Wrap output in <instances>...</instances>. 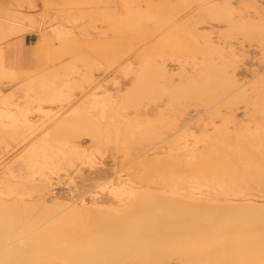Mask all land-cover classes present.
Wrapping results in <instances>:
<instances>
[{
	"label": "rangeland",
	"instance_id": "374dc122",
	"mask_svg": "<svg viewBox=\"0 0 264 264\" xmlns=\"http://www.w3.org/2000/svg\"><path fill=\"white\" fill-rule=\"evenodd\" d=\"M190 1L192 2V0ZM194 1L196 2L197 0ZM213 1H216L217 4L223 5L226 0H213ZM106 2L108 1L107 0H55V2L52 3L53 5L51 3H47L48 5L45 3L44 5V0H22L18 5L15 6V8H12L11 11L13 13H20L19 15H21L22 17H26V15H35L37 18H39L38 16L45 14L46 21H44V24L40 27H37V29L34 30L35 33L41 34L39 45L37 44L38 46L45 47L46 45H48L50 46V49L51 47H53V44L59 46L56 41H53V37L57 33L56 27L60 25H63L65 27L69 26L72 32H75L76 37L74 39L73 38L69 39V41L66 43L67 46H65L63 49H59L56 46L53 47L51 49V54L55 52L56 59L54 61H48V65L46 67L45 66L41 67L43 71L46 70L52 73H57L58 75L57 77L59 78L60 81H53V82L55 83L62 82L63 85L69 86L68 88L65 89V92L68 93V91H70V93H68L71 95L70 102L66 101L65 99L63 101H58L53 105L44 104L42 106L43 110L40 112L38 111L39 109L38 104L33 102L31 99H26L23 90L18 89L20 88L19 83H15L16 84L15 85L12 84V82L5 81L1 83L0 81L1 90L3 89V92L7 96L13 94L14 95L13 102L18 107L17 108L16 106L15 107L9 106L8 108L15 113V115L19 118V120L23 119L22 117L23 115L21 111L28 110L29 111L28 117L30 119H33L36 123L35 126L33 127L35 131L33 130L30 131L33 132L32 134L30 132H26L23 133L24 136L23 137L21 131L20 133L21 138L19 135L17 136V138L16 137L13 139L11 138L13 143L10 141L11 139L9 137H7L6 139H3V137H1L4 144L0 143V182L3 180L6 181L8 180L9 182L10 180V182L12 181L13 184H16L18 178L20 179L21 176H22L21 179H23L21 181L26 182L27 180L25 177L31 175V173L32 175H35V177L37 178L38 177L41 178V176H44L47 173L46 174L47 177L49 176L52 179L51 183L53 186L50 185V187H47L42 197L45 198V200H47L48 204L50 205L53 199L55 198V196L60 197L62 201L70 202L72 196L76 194V193L70 194V186H68V183L70 182L69 177L74 176V178L76 179L77 186L81 187L79 193L81 194L82 192V195L85 196L86 198L88 197V195H86L87 192L93 190V187H91L92 185L90 184H92L95 181V178H97L99 175H101V177L114 176L113 180L115 181L118 180L119 176H121V178L123 177L122 178L123 180H129V178L131 179L132 176L138 171L136 169L140 168L141 162H145L155 157H159V155L168 153L170 151H173V153L177 152L178 156H183L184 153L180 152V150L178 152L177 149L182 148L185 144L194 146L193 149H195L198 153H200L201 150L204 151L202 153H205L206 147H208L210 144L216 145L217 142H219L218 141L219 139L217 140L215 138L216 136L214 133L217 128L220 129V131L218 130V132L221 133V131H223L222 134L225 135L224 139L225 141H227V143H229L230 145H234V148H236L235 144H237L236 146L240 147L237 149H240V152L246 150L245 153L248 152L249 154L248 157H251L249 151L250 150L252 151V148H250L251 146L250 142L251 144L254 145V147H256L255 145H257V147H259L260 150L263 149L261 147H264L263 146L264 143H262L264 141V136H263L264 135V93L262 94V92H264V41L251 39L250 37L240 34L237 30V27L234 26L235 24L232 23L233 20L232 17L242 18V20L251 18L254 21V24L264 25V0H231L234 9L233 13L235 14H232L234 16L231 15V17L229 16V18H225V19L223 18L225 21L222 19L215 21L209 17H206L204 16V14H202V12L199 13L200 12L199 10L194 11L196 8H194V10H190L191 8L185 9V3H184L185 0H164V4H166V6L168 7L166 8L167 11L166 9L165 11L164 10L163 11L165 13L169 12L167 15L163 13L162 10H154L150 12V15H148V13H145L141 18L134 19V21L132 20L133 22H130L122 18L117 19L116 17H114V15H112L111 13V8H113L112 4ZM6 3H8V0L0 1V4H6ZM31 3H33L32 5L35 6V7L33 6L34 8L31 7ZM97 4L99 5L98 7ZM107 7L109 8L108 11H107L108 9ZM136 12H141V3L137 4ZM120 14L125 15L126 13L122 11ZM170 14L174 16L171 17L169 16ZM72 18L73 19L75 18L77 20L76 24L72 23L73 22ZM168 20L169 22H167ZM68 21H70V23ZM161 25L164 26V28ZM178 35L180 38L177 37ZM208 37L212 38L221 47L226 49L225 50L223 49L220 54L218 53L213 54V52L210 53V50L206 49V41L208 40ZM171 38L173 39L175 38L176 40L180 39L181 40L180 43L182 44L183 47H186V49H183L182 52H175L171 50L170 47L173 43L170 45L169 43L166 42L169 41ZM4 42H1L0 45L5 46L6 42L5 43ZM10 46L6 47L5 51ZM77 46L78 48H75ZM193 46L199 49L196 54L192 52L189 53V51L187 50ZM65 48L67 50H65ZM229 48L235 49L236 55L235 54L230 55L231 53L228 52ZM73 49L79 51L74 50L73 52L74 55H73L72 54ZM205 53L208 54L206 55ZM5 56H6L5 60L7 62L6 59L7 52H5ZM116 56L117 58H115ZM145 58L147 60L150 59V61L153 62L152 64L155 65L156 67L164 65L166 67L169 76L168 79L166 78L165 80H162V78H160L158 75L156 77L154 74L151 82V84L153 85L150 87V89H148V91H145L144 95L143 94H141L142 96L135 95L134 98L135 97L137 98L141 97V98H138L134 101L132 100L133 99L132 95L135 93L133 91L135 76L133 74H130L127 70H125L126 68L124 67L123 64L124 62L128 61L127 59H131V62L134 64L135 69H138L140 68L138 64L144 63ZM86 61H87L86 63L87 65L84 64ZM206 62H208V64L212 66L214 69H217V72L221 71L223 74L226 72V75L224 74V76H227L225 77V79L228 77H230V79L231 78L236 79L237 83L240 82L238 84L241 85L247 83L246 85L247 87L245 86L246 88H244V90L242 89L243 91L241 90L237 93L232 94L231 92H233L236 89L234 87L235 89L232 88V90L228 91L229 93H225L224 95V97H226L225 103L224 104L221 103L220 104L221 108L219 107L218 109L216 107L213 108L217 101L216 98L221 96L220 94L221 91L216 86L209 91L210 94H206V95L198 94L197 92L194 91L189 92L187 94L176 93L173 91V90H177L176 87H179L178 86L179 84L185 83L186 79L188 80L190 76L192 77V74L193 76H197L199 74L195 72H201L200 69L204 71L207 68ZM152 67L154 66H151V68ZM195 67L197 68L195 69ZM151 68L147 66V69H151ZM150 71L153 72V70ZM221 72L220 74H222ZM227 74H229L230 76H228ZM258 74L260 75L257 76ZM221 76H222L221 78L224 80V76L223 75ZM26 78H27L26 76H23V79ZM90 80H92L93 82L92 84L89 83L90 84L89 86L88 81ZM97 86L101 87L100 90L97 91L99 94L98 97L100 96L103 97L105 95H108L110 100L114 104L111 110L105 109L104 113H102L98 109L97 110L93 109V107L91 106L92 105V102L90 101L91 96L89 97V95H91V93H94L96 91ZM170 86L172 87L169 88ZM164 87L165 90L163 89ZM153 88H154V92L151 93V91L149 90L153 91ZM171 89L174 92V94H171L173 93ZM165 91H167V93H165ZM244 92L246 94H244ZM251 92L253 93V96H251L252 94ZM163 93L165 95H163ZM229 94L230 96H228ZM208 96L210 99L208 98ZM213 97H215V99H213ZM234 97L237 98L235 99ZM101 99L103 100L104 97ZM129 99L132 100L131 101L132 103L129 102ZM257 100L260 101V103L256 105L257 106L260 105L262 107L260 108V110L262 109L261 111H263L262 113L260 112V110H258L259 108L255 109L256 111H253L252 105H254L253 103H255V101ZM3 110H5V108L0 105V115ZM75 110L81 112L82 115L84 114H88L89 116L92 115L91 118L98 120L102 128H106L107 124L112 122V119H115L119 124H123L124 119H132L142 122H144V120L146 122L150 121V123L156 126L157 130H159L158 132L161 131L163 136L162 135L160 137L158 136L159 138L157 140L152 139L150 141L145 140L144 138H140V140H137L135 142L132 140L133 141L132 144L129 143V141L128 143H126L127 141L124 140L126 138H124L123 135H120L117 140L115 139L113 140V143L105 145L106 142H103L102 144L103 146H101V144L99 145L97 141L95 142L92 139H90V137H85L84 135H81L83 137L78 136L79 138L73 139V137L70 138L69 136H67L66 133L57 132L55 129L56 125L53 122L54 118L57 115L59 116L63 114L64 117L69 118L73 116L72 114L74 112H75L74 115L76 116V113H78V111L76 112ZM217 110L218 111L221 110V113L220 112L216 113ZM257 110L259 112H257ZM69 114L72 116H70ZM225 126L227 131L230 130V133L229 131L228 133L231 134L232 137H230V135L227 136L228 133H226L224 129ZM258 126L259 129H261L258 130V132L260 131L261 133H258L256 130ZM181 127L182 130L177 132V130L180 129ZM187 130L189 131L186 133L185 131ZM218 132L216 131V135L218 134ZM239 132L240 133L244 132V135L246 136L243 137L242 136L243 134L241 133L242 135H240ZM55 133H57L58 136L53 135ZM236 133L239 134L236 135ZM245 133H249V136L250 137L252 136L253 138L251 137L250 139L248 134ZM254 133L256 134L258 133V135H260L258 137L259 140L257 139V135L255 136ZM213 134L214 136H212ZM178 136H180V140L179 142H176V144H174L173 142L177 139ZM205 136L207 138L209 137L208 142L206 141L207 138ZM236 136H238L239 138ZM261 136L263 137V141L261 140L262 139ZM18 137L20 139H18ZM245 137L246 139L247 138L248 139L245 140ZM64 139H66L70 143L71 147H75V146L79 147L78 148L79 152L81 154L83 152L82 155L89 156L90 159L92 158L91 159L92 161H90L91 164L87 163L86 161L87 158L85 156H83V158L80 157L82 160L78 159L79 157L78 158L73 157L74 159L73 158L70 159V162L69 160L67 159L64 160L63 158H62L63 162H61V158H60V161L58 160V163L59 164L61 163L62 166L59 165V167L63 169L62 170L59 169V171L53 173V171L50 172L48 171V169L47 170L45 169V171L42 172L43 170H40L41 169L40 167L38 168L31 167L32 163L30 164V161L21 158L23 155H25L22 154L24 152L23 149L25 147H26L25 150H27L32 145L40 143L42 141L51 144L52 142L55 143L63 142L65 141ZM213 139H215L216 141H214ZM236 139H238L239 141ZM4 140L5 141L7 140L8 142L10 141L9 142L10 144L8 142H5ZM257 140L258 143H256ZM67 141L64 143H67ZM243 142L244 143L249 142V144H244ZM74 143L77 145H75ZM259 144H261V147L258 146ZM245 145L247 146L249 145V147L246 148ZM122 146L123 149H121ZM254 147L253 150L255 149ZM98 148L100 150L99 152H98ZM155 148H157L156 150H154L156 152L153 151V149ZM259 148H256L255 151L251 152L252 153L251 159H253V161L255 159V161L252 163L260 165L261 167L264 168V162H263L264 151L258 150ZM260 152L262 153V155ZM241 154L239 156V150H238L237 151L238 159H236L238 163L236 161L235 163L236 165H240L239 167H241V165L244 164L246 158H248V157H243L244 154L241 156ZM164 156H166V154ZM84 157L86 159H84ZM161 157H163V155ZM232 160L234 159L232 158ZM229 162H227L228 164L226 162L224 163L225 165L223 164L222 168L224 166L225 167L221 170L223 171L222 173L220 172L221 174H219L218 176H211V178L210 176L209 177L207 176L208 175L207 173L204 174L203 172L191 173L192 175H190V173L189 174L187 173V175L183 173L184 176L182 174H179L180 175L179 177L177 176V178L173 177L170 179L164 177L160 180H157L156 183H150L148 181L151 178L150 176L152 174L151 175L148 174L147 175L148 178L146 177L143 182H140L139 179L138 180L136 179L135 180L136 183L133 184V187L135 188V190L139 189L140 194L146 192L148 194L149 193L160 194L163 200L165 198L164 201L166 202L162 200L165 204L170 205L172 203L173 205L172 209L174 208V206L175 208L176 207L179 208L180 205H182L183 209L184 207L186 209L187 206H185L184 203H187V201L185 199L188 200L189 198V200H191L194 197L192 195L191 197H188L190 196V194L199 197L202 191L204 196L209 195L208 197L211 198L218 197L219 199H221L222 202L219 203L218 210L222 213H225L226 215L228 214L227 216L229 217L230 213L234 212V210L231 209V207H228L227 209V206L224 203V199L226 197H224L223 195L219 196V194H217L215 191L212 192L213 190H210L206 187L197 186V184H200L202 182L204 184L207 182L204 181L205 178L204 179L202 178L203 180L201 182L200 180L201 177L198 174L201 175L202 173L206 175V176L202 175V177L211 179L208 180L209 184L212 185L211 187H213L214 185L212 179L213 180L217 179L218 181H220V183H223L224 181L226 182L225 187L229 186L231 190L233 189L232 190L233 192L239 191L238 194L239 198L246 197L247 195H249L248 197L253 196L252 198L259 200L258 201L259 203L264 204V199L261 198V196H264V186L257 187L252 182H250V180L248 179L246 180L245 177H243L245 178L244 179L245 181L243 180L245 183H243L242 181L243 178L240 176L241 173L234 174L235 172H233L232 170L230 171L229 168L230 166L233 165L231 162L230 163ZM67 163L68 164L72 163L74 164V166L72 164L68 165ZM66 164L67 167L69 168L66 167ZM226 164L228 166H226ZM31 169L34 170V173L35 171L37 172L34 174ZM37 169H39L40 171ZM10 171L13 172V175L15 176L14 178L10 176ZM9 176L12 179H10ZM196 177H199L200 179L197 178V180H195ZM228 177L232 179H229ZM173 179L174 180L176 179L177 181L176 180L174 181ZM180 179H182L183 181ZM228 180H230V182H228ZM195 185L197 186V188ZM235 185H237L236 186L237 188L233 187ZM84 186H89V187L82 188ZM194 186L197 190L198 188H201V191L200 190L195 191L193 189ZM0 187H1V183H0ZM103 187L104 185L100 186L97 189V191L99 192V196L102 197V200L108 202V206H110L111 208L112 207L114 208V206H116L115 208H120L122 204L120 205L116 201H114V199L108 194L109 189H106L104 191L101 190ZM143 189H145V191ZM176 190L178 191L182 190L183 195H180L181 191L179 195H176V193H172L174 191L176 192ZM241 190H243V193ZM244 193L247 195L243 196ZM34 194H33L34 199L39 200L40 192H36ZM182 196H184V202H180L181 200L177 199V197L180 198ZM185 196H187L188 198L187 197L185 198ZM25 197L26 196H24L23 198L25 200H28L29 197L26 198ZM230 197L232 196H229V198ZM171 198L173 200L175 199L176 203L173 202ZM7 199L8 201H12V198H7ZM179 203L181 204L179 205ZM150 206H152V204H150ZM160 206L164 207L165 205L162 204ZM178 208H176L175 211ZM146 209L147 208H145L144 210L146 211V213L141 212L143 209L140 210V212L146 215L148 213L147 212L148 209L147 210ZM149 209H150L149 211L153 210L152 207H149ZM170 209L168 208V210ZM179 210L180 209H178L177 212H180ZM225 211L228 213H226ZM134 213L136 212L132 211V215L137 216V213L136 214ZM93 214H97V213L95 212ZM139 216H144V215H139ZM92 217L93 216L89 217L91 221H88L89 220L88 219L87 222H85L86 219L84 220V218H83L84 221L80 219L81 221H83V223L80 222V220H78L79 222L77 221L78 225L79 223H81L80 226L76 228V231L79 232L77 234L79 235L77 236V240H75L76 238L71 239V240H75L74 244L76 245H74L70 241L72 246H75L77 248V249L74 248L75 250H78V248L81 249L84 246L85 248L81 249V251L83 250L85 252L83 254H91L92 252L90 250H92L93 247L92 244L93 245L94 243L96 244L99 240H101L102 236L105 237L106 236L105 233L108 232L107 229L103 227H99L102 225L104 226V223L105 225L107 224V220L103 219L105 217L103 216H102L103 218L99 216H97L98 218L95 216L93 218ZM135 218L136 217H133V219ZM133 219H132V223L134 222ZM154 219L157 222H159L160 220L163 223L164 221L163 219L161 220V218L159 220H156V218ZM139 220L142 221L141 217ZM153 220L152 221L149 220V221L154 225V223L156 222L154 221L153 223ZM136 221L138 222V219ZM144 221H145V217H144ZM166 221L167 220L164 221V224L166 223ZM171 221L174 222L175 220H171ZM180 221L182 220H176L175 222L180 223ZM240 222L242 223L243 219L242 221L240 220ZM120 223H122V221ZM167 223L165 224L166 226L161 224L162 226H165L163 227L164 229H160V228L157 229L158 231L161 232V234L158 232L157 235L151 238L153 243L150 244L153 245V250L144 253H135L132 254L130 257L126 256L124 254L125 252L122 254L123 251H117L115 253L113 252L114 254L110 253L111 255L109 254V252H105L104 253L105 255L102 253V254H98L99 256L98 255L96 256L97 262L95 264H179L180 263L179 261H181L182 263L186 261V263L184 262V264H212V263L216 264L217 261L219 262V263L217 262V264H254L253 254H252L253 241L251 240L252 235L248 230L249 228L248 225H241L244 226L242 228L241 226L233 227L235 230L233 229L231 235H229L230 232H227V234H225L226 237L224 236L223 240L226 239L223 242L225 244L223 245L224 248L221 247L222 249H220L219 253H213L208 248V246H207L208 249L206 251H199L190 245L189 241L194 240L196 235L193 234V230H191L189 227L186 228L187 226L185 227L183 224L179 225V227L178 224L174 226L172 225L173 226L172 227L171 225L170 226L167 225ZM111 224L112 223H110L109 226L112 228L113 224L112 226ZM114 224H117V222H115ZM99 228L100 229L103 228V229L100 230L99 232ZM115 228H113V231L112 229L110 230L112 231L111 232L112 234L110 233L109 235L114 234L113 232L116 230ZM155 228L156 227L154 226V229ZM243 229L246 230L244 231ZM169 230L172 231L171 232L172 234L169 233L170 232ZM239 230L240 232L242 231V233L239 234L238 232ZM121 231L117 233H121ZM117 233L115 235H117ZM88 234H90L89 236L91 237L87 236ZM97 234L101 236H98ZM244 234L245 236L248 235V237H246L247 239H245ZM97 236L99 238H97ZM169 236L170 238L172 237L171 239L174 238L173 239L174 241H170ZM96 240L97 242H95ZM166 242L174 243L171 244L173 249L172 252L168 253L165 250L167 245ZM89 243H91L90 247L88 245ZM68 247L70 248L71 245L70 246L68 245ZM69 248H67L68 251ZM87 248H89L90 250L87 251L88 250ZM71 249H73V247H71ZM79 250L76 251L77 254ZM80 252L79 254H82ZM65 253L69 255L70 252L68 253L66 251V252H62L61 254H64V256H66L67 254L65 255ZM116 254L118 255L116 256ZM53 258L55 259V257ZM143 258L146 261H142ZM26 259L25 258L19 259L17 264H29L30 258L28 259L26 257ZM40 259L41 258H38L37 260L33 261V264H60L57 261H53L54 259L50 260L49 257L47 256H44L41 260Z\"/></svg>",
	"mask_w": 264,
	"mask_h": 264
},
{
	"label": "bare ground",
	"instance_id": "6f19581e",
	"mask_svg": "<svg viewBox=\"0 0 264 264\" xmlns=\"http://www.w3.org/2000/svg\"><path fill=\"white\" fill-rule=\"evenodd\" d=\"M21 1L22 0H8V3L0 4V44H1V42H4V41L6 42V43L4 42L6 44L5 46L0 45V81H1V83L5 82V81L6 82H12V84L19 83L20 88H18V89L23 90V92L25 93L26 99H31L33 102L38 104V106H39L38 111L41 112L43 110L42 106L44 104H52L53 105L56 102L63 101L65 99H66V101L70 102L71 101V98H70L71 95L68 94V93H70V91H68V93L65 92V89L69 87L68 85H63L62 82H58V83L53 82V81H60L59 78L57 77L58 76L57 73H52V72H49L46 70L43 71V69H41V68H39V69L37 68L36 70H24V69H16L14 67L8 66V64L5 60V57H6L5 56V52H6L5 48L10 46V45H14V40H17L20 37L25 36L26 34L32 33L34 30L37 29V27L42 26L44 24V21H46L45 14L40 15V16H38L39 18H37L35 15H26V17H22L21 15H19L20 13H13L11 11L12 8H15V6L18 5ZM107 1L108 2H106V3L112 4L113 8H111V13H112V15H114V17H116L117 19L122 18V19H125L126 21H130V22H133L134 19L141 18L145 13H148V15H150V12H152L154 10H162V11L164 10L165 11V9L168 7V6H166V4H164V0H107ZM193 1L194 0H192V2L190 0H185V2H184L185 3V9L191 8L190 10H194V8H196L194 11L199 10L200 11L199 13L202 12V14H204V16L209 17L215 21L216 20L218 21L219 19L224 20L225 18H229V16L231 17L232 14H235V13H233L234 9H233L231 0H226L223 5L217 4L216 1H213V0L212 1L211 0L210 1L209 0H197L196 2L195 1L193 2ZM54 2H55V0H44V5H45V3L46 4L47 3L52 4ZM138 3H141V12H136V6ZM32 4L33 3H31V7L34 6ZM98 6L99 5L97 4V7ZM220 6H222V7H220ZM48 8H50V7H48ZM108 10H109V8L107 9V11ZM122 11H124L126 14L121 15L120 13ZM164 11H163V13H165ZM166 11H167V9H166ZM168 13L169 12H167L165 14L167 15ZM47 15H46V17H47ZM71 16H74V15H71ZM169 16L173 17L174 15L172 16L170 14ZM176 16H178V15H176ZM232 16H234V15H232ZM75 18L74 19L72 18L73 24L77 23L78 19L76 18L77 19L76 20ZM232 18H233L232 23L235 24L234 26L237 27V30L240 34L247 36V37H250L251 39H255V40L257 39V40L264 41V25L254 24V21L251 18L243 19V20H242V18H235V17H232ZM68 22L70 23V21H68ZM167 22H169V20ZM230 22H231V20H230ZM170 24H172V23H170ZM162 27L164 28V26H162ZM56 30H57V33L53 37V41H56L59 46H56L53 44V47L56 46L59 49H63L65 46H67L66 43L69 41V39H72V38L74 39L76 37L75 32H72V30L69 26L65 27L63 25H60V26L56 27ZM177 37H179V35ZM191 39H193V38H191ZM51 41H52V39H51ZM180 41H181L180 39L176 40L175 38L174 39L171 38L169 41H166V42L169 43L170 45L173 43L170 47L171 50H173L175 52H182L183 49H186V47H183L182 44L180 43ZM73 43H75V42H73ZM76 43H77V41H76ZM69 45H71V44H69ZM75 46H76V44H75ZM53 47H51V49ZM75 48H78V46ZM51 49H50V46L47 45V52L49 53V61H54L56 59L55 58L56 56H55V52H53V51H52L53 53L51 54ZM206 49L210 50V53L213 52V54L214 53L220 54L221 51L223 49L225 50L226 48L221 47L216 41H214L212 38L208 37V40L206 41ZM65 50H67V49L65 48ZM74 50L79 51V50L73 49L72 54H73ZM187 50L189 51V53L192 52V53L196 54L199 49L197 47L193 46ZM200 50H201V48H200ZM203 51H201V52H203ZM228 52L231 53L230 55H234L235 49L229 48ZM115 58H117V56ZM127 60L128 61L124 62V64H123L124 67L126 68L125 70H127L130 74H133L135 76V81H134L135 83H134V88H133V91L135 93L132 95L133 96L132 100H134V101L138 98H141V97H138V98L135 97L134 98L135 95H137V96H142L141 94L144 95L145 91H148V89H150V87L153 85V84H151V82H152V77L154 74L156 77L158 75L160 78H162V80H165L166 78L168 79L169 75H168V72H167L166 67L164 65L156 67L155 65L152 64L153 62H151L150 59L147 60L145 58L144 63L138 64L140 68L135 69L134 64L131 62V59H127ZM205 60H206V57H205ZM86 63H87V61L84 64L87 65ZM206 63H207L206 64L207 68L204 71H202L200 69L201 72H195V73H197V74L199 73V74L197 76H193V74H192V77L190 76L191 78L189 77L188 80L187 79L185 80L186 82L184 81L185 83L179 84L178 85L179 87H176L177 90H173V91L176 93H184V94H187L189 92L194 91V92H197L198 94L206 95V94H210L209 91L213 87L216 86L218 89H220L221 96L216 98L217 101H216L213 108L216 107L218 109L219 107L221 108V106H220L221 103H223V104L225 103V99H226V97H224L225 93H229L228 91L232 90V88L233 89L236 88L233 92L230 91L232 94L237 93V92L241 91L242 89L244 90V88L247 87L246 86L247 83L241 85V84H238L240 82L237 83L236 79H232V78L230 79V77H228L229 79L228 78L225 79V77H227V76H224V74L226 75V72L224 74L221 71L217 72V69H214L212 66H210L208 64V62H206ZM147 66H149V68H151V66H154V67H152L151 69H147ZM196 68L197 67H195V69ZM195 69H194V71H195ZM150 70H153V72H151ZM220 72L222 74H220ZM219 74H220V76H219ZM221 75L224 76V80L221 78L222 77ZM227 75L230 76L229 74H227ZM259 75L260 74H258L257 76H259ZM23 76H26L27 78L23 79ZM198 77H199V79H198ZM89 78H90V76H89ZM92 82H93L92 80L88 81V85L90 86V84H92ZM171 85H172V83H171ZM173 86H175V85H173ZM171 87L172 86H170L169 88H171ZM254 87H256V86H254ZM74 88H76V87H74ZM100 88H101L100 86L99 87L97 86L96 91L94 93L90 92L91 95H89V97L91 96L90 101L92 102L91 106L93 107V109H96V110L98 109L102 113H104L105 109L111 110V108L114 106V104L110 100L108 95L103 94V95H105V96H103L104 97L103 100L101 99L103 97H101V96H100L101 98L98 97L99 94L97 91H99ZM163 89L165 90V87ZM172 89H171V91H172ZM149 91H151V93H153L154 88H153V91L152 90H149ZM170 92H169V94H170ZM174 92L171 94H174ZM165 93H167V91H165ZM263 93L264 92H262V94ZM244 94H246V93L244 92ZM260 94H261V92H260ZM163 95H165V94L163 93ZM13 96H14L13 94H10L9 96L5 95V93L3 92V89L1 90V88H0V105L5 108V110H3L1 112V115H0V138L3 137V139H6L7 137H9L10 139L11 138L13 139L15 137L17 138L18 135L20 136L21 131H22V136H23V133L30 132L32 130L35 131L33 129V127L35 126L36 123L33 119H30L28 117V113H29L28 110H26V111L22 110L21 111V113L23 115L22 116L23 119L19 120V118L15 115V113L8 108L9 106L10 107H15V106L17 107V105L13 102ZM228 96H230V94ZM237 96H239V95H237ZM251 96H253V93L251 94ZM256 96H258V95H256ZM208 98H209V96H208ZM203 99H205V98H203ZM213 99H215V97H213ZM259 99H260V97H259ZM132 100L129 99V102L132 103L131 102ZM229 100H231V99H229ZM218 101H219V103H218ZM257 101H255V103H253L254 105H252L253 111H256L255 109L259 108L258 110H260V108H262L260 105H258V106L256 105V104L260 103V101H258V103H257ZM126 103H127V101H126ZM258 110H257V112H259ZM261 110H260V112L262 113L263 111H261ZM217 112L221 113V110L220 111L217 110L216 113ZM74 113L72 114L73 116H75ZM87 113H89V112H87ZM112 113H113V111H112ZM63 115H59V116L57 115L53 120L54 124L56 125L55 129L57 132L66 133L67 136H69L70 138L73 137V139L79 138L78 136L84 135L85 137H90V139H92L95 142L97 141V143L99 145L101 144V146H103L102 145L103 142H106L105 145L113 143V140L114 139L117 140L120 135H123L124 138H126V139H124L127 141V142L125 141L126 143H128V141H129V143H132V144H133V141L135 142L137 140H140V138H144L145 140L150 141L152 139L157 140L161 135L163 136L161 131L158 132L159 130H157L156 126L152 125L150 123V121L146 122L144 119H143L144 122L136 121V120H132V119H124L123 124H119L115 119H112V122L108 123L106 128H102L100 126V123L98 120L91 118L92 115L91 116H89L88 114L82 115V113L79 111H78V113H76L75 117H73L72 115L69 114L70 116L73 117V118L69 117L70 119L67 117H64ZM123 118H125V117H123ZM172 127H174V126H172ZM224 129H225L226 133H228V131L230 133V130H228V131L226 130V126ZM171 130H173V129H171ZM180 130H182V127L180 129H178L177 132H179ZM218 130L220 131L219 128H217L215 130V132L213 131L215 133V136H216L215 138L217 140L219 139L218 140L219 142H217V144H216L217 146L210 144L208 147H206L205 153H202V152H204L202 150H201V152L199 151L200 153H198L195 149H193L194 146H190L189 144H185L182 148L177 149L178 152L180 150V152L184 153L183 156H178L177 152L173 153V151L169 150L170 151V152H168L169 154L165 153L166 156H164L165 154H162L163 157H161L162 155H159V157H155V158L147 160L145 162H141L140 168L136 169L138 171L134 174L136 176L133 175L131 179L129 178V180H123L122 179L123 177L121 178V176H119L118 180L115 181V180H113L114 176L101 177V175H99L97 178H95V181L92 184H90V185H92L91 187H93V190H90L87 192L86 195H88V197H86V198H85V196L82 195V192H81V194L79 193L81 187L77 186L76 179L74 178V176L69 177L70 182L68 183V186H70V194H74V193L78 194L79 193L78 195L74 194V196H72L70 202L69 201H62V199L60 197L55 196V198L53 199V201L49 205L48 201L42 197L44 192H45V189L47 187H50V185H52V183H51L52 179L49 176L47 177V175H46L47 173L44 176H41V178L38 177L39 179L37 177H35V175H32V173H31L32 176L28 175L29 178H28V176L25 177L27 180L26 182L21 181V180H23V179H21L22 178V176H21L20 179L18 178V181L16 184H13V182L12 181L10 182V180H9V182H8V180L7 181L6 180L1 181L0 182L1 183V187H0V264H17L19 259H21V258L26 259V257L28 259L30 258L29 264H33V261L37 260L38 258L42 259L44 256L49 257V259L55 257V259L53 258L54 260L53 259H50V260L57 261L60 264H95L97 262L96 256L98 254H102V253L104 254L105 252H109V254H110L113 252L115 253L117 251H123L122 254L125 252L124 254L126 256L130 257L132 254H135V253H144V252H148L150 250H153V245L150 244V243H153L151 238L154 237L155 235H157L158 232L161 234V232L158 231L157 229H159V228L164 229L163 227L166 226L165 224L167 222H168L167 225H169V226L170 225L174 226V225L178 224V227H179V225L183 224L185 227L187 226L186 228L189 227L191 230H193V234L196 235L194 240L189 241L190 245L199 251H206L209 248L213 253H219L220 249H222L221 247H223V245H225L223 243L226 240V239L223 240L225 234H227V232H230L229 235H231V233L234 229L233 227H238L241 225H248V227H249L248 230H249L250 234L252 235L251 240L253 241L252 254H253L254 264H264V204L259 203L258 202L259 200L252 198L253 196L248 197L249 195H247L245 193L243 194V196L247 195L246 197L239 198V195H238L239 191L233 192L232 191L233 189L231 190L229 186L225 187L226 182H224V181H223V183H220V181H218L217 179H215L216 181L212 179V182L214 184L213 187H211L212 185H210L208 182V180L211 178V176H218L219 174H221L223 172L221 170L225 167L224 166L222 168L223 164L225 162L227 163L230 161L233 166H230L231 165L230 164L229 169H230V171L232 170L233 172H235L234 174L241 173L240 176L242 178L245 177L246 180L247 179L250 180V182H252L255 186H257V187L264 186V168L261 167L260 165L252 163L255 161V159H254V161H253V159H251V157H252L251 152L255 151V149L259 148V147H257V145H255L256 147H254V145L251 144V142L249 141L250 145L251 146L253 145V146L252 147L250 146V148H252V151L251 150L249 151L251 157H248L249 154H248V152H246L248 155L245 153L246 150L243 151L244 153L242 151L240 152V149H237V148H240V147L236 146L237 144H235L236 148H234V145H230L229 143H227V141H225V139H224L225 135L222 134L223 131H221V133H220V132H218ZM256 130L258 132V130H261V129H259V126H258L256 128ZM188 131L189 130H187L185 132L187 133ZM216 131L218 132L219 135L218 134L216 135ZM225 131H224V133H225ZM245 131H246V129H245ZM54 132H55V130H54ZM244 132H241L243 135L240 132L239 133H240V135H242L244 137V136H246V135H244ZM30 133L32 134L33 132H30ZM229 133L227 134V136L230 135V137H232L231 134H229ZM239 133H236V135H238ZM258 133H261V132L259 131ZM258 133L257 134L254 133V134H255V136L257 135V139L259 140L258 137L260 135H258ZM175 134H177V133H175ZM245 134H248V136H249V133H245ZM28 135H26V136H28ZM53 135H57V133H55ZM212 136H214V134ZM212 136H210V137H212ZM217 136H219V137H217ZM28 137H30V136H28ZM81 137H83V136H81ZM192 137H193V135H192ZM236 137H238V136H236ZM251 137H250V139H251ZM20 138H21V136H20ZM20 138L18 137V139H20ZM137 138H139V139H137ZM212 138H214V137H212ZM261 138L260 139L263 141L262 136H261ZM12 139L10 140L11 142H12ZM208 139H209V137L206 139L207 142H208ZM247 139L245 137V140H247ZM7 140L6 141L4 140V141L8 142ZM64 140L65 141H63V142H58V143L52 142L51 144L46 143L45 141H42L40 143L32 145L27 150H25L26 149V147H25L23 149L24 152L21 150L23 152L22 154H25L21 158H24V160L26 159L27 161H30V164L32 163L31 167H37V168L40 167L41 168L40 170H43L42 172H44L45 169L46 170L48 169V171H50V172L53 171V173L54 172L56 173V171H59V169L60 170L63 169V168L59 167V165L62 166L61 163L60 164L58 163V160L60 161V158H61V162H63L62 161L63 159L64 160L67 159L70 162V159H72L73 157H77V158L79 157L78 159H81V158H83V156H85V155H82L83 152H82V154L79 152V149H78L79 147H76V146L71 147L70 143L66 139H64ZM179 140H180V136H178L177 139L173 143L176 144V142H179ZM213 140L216 141L215 139H213ZM236 140H238V139H236ZM245 140H243V141H245ZM258 140L256 143H258ZM0 141H1L0 143H3L2 138L0 139ZM66 141L69 144L64 143ZM249 142H247V143L243 142V143L249 144ZM114 143H116V142H114ZM199 143H200V141H199ZM214 143H216V142H214ZM262 143H264V141ZM5 144H7V143H5ZM261 144H259L258 146L261 147ZM75 145H77V144H75ZM124 146H125V144H124ZM126 146H127V144H126ZM245 146H246V148L249 147V145L248 146L245 145ZM263 146H264V144H263ZM253 147L255 148L254 150H253ZM261 148H263L261 150L264 151V147H261ZM119 149H120V147H119ZM121 149H123V146ZM156 149L157 148L153 149V151ZM238 150H239V156L242 153L241 156L244 154L243 157H248V158H246L245 161L243 160L244 164L241 165V167H239L240 165H236V163H235V161L238 163V161L236 160V159H238V155H237ZM258 150H260V148ZM99 151L100 150L98 148V152ZM154 152H156V151H154ZM256 153H258V152H256ZM235 155H237V156H235ZM261 155H262V153H261ZM85 157H84V159H86L87 163L91 164L90 161H92L91 160L92 158L90 159L89 156H85ZM232 158L234 160H232ZM72 163H69V164L67 163V164L70 165ZM30 164H29V166H30ZM64 164H65V161H64ZM67 164H66V167H67ZM227 164H226V166H228ZM72 165L74 166V164H72ZM67 168H69V167H67ZM35 170H36V168H35ZM37 170H39V169H37ZM29 171H30V169H29ZM32 171L34 173V170H32ZM36 172L37 171H35V173ZM198 172H203L204 174L207 173L208 174L207 176L208 177L210 176V178L207 179L206 177H202V175H204L202 173H201V175L198 174L201 177V179L199 177H196L195 180H197V178H199L202 182V180L205 178L204 181H207V182L204 184L202 182L200 184H197V186L206 187L210 190H213L212 192L215 191L217 194H219V196L223 195L224 197H226L224 199V203L226 204L227 209H228V207H231V209L234 210V212L230 211L231 213H230L229 217L227 216L228 214L226 215L225 213H222L218 210V205L220 202H222L221 199H219L218 197H214V198L208 197L209 195L204 196L202 191H201V188H198V190L201 191V194L199 195V197L195 196L193 194H190V196H188V197H191V195L194 197L191 200H189V198L187 196H185V198L187 197L189 201L187 199H185L187 201V203H184V205L187 206L189 209L186 207V209H188V210H186L184 207V209H185L184 210L182 205H180L181 203H179L180 207L179 208L176 207V208L180 209L179 210L180 212H177L178 209L175 211V209H176L175 206L172 209V206H173L172 203L170 205L169 204L167 205L164 203V202H166V201H164L165 198L163 200L162 197L160 196V194H158V193H156V194L149 193L148 194L147 192L140 194L139 189L135 190V188L133 187V184L136 183V181H135L136 179L137 180L139 179L140 182H143L146 177L148 178V176H147L148 174H150V175L152 174L150 176L151 178L149 177L150 179L148 182L156 183L157 180H160L164 177L167 179L168 178L170 179L173 177L177 178V176L178 177L180 176L179 174H182L184 176V174L187 175V173L188 174L190 173V175H192L191 173H198ZM131 173H133V172H131ZM10 176L12 178L15 177L13 175V172H11V171H10ZM10 176H9V178H10ZM115 176H117V175H115ZM204 176H206V175H204ZM223 176H225V175H223ZM194 177H195V175H194ZM12 178H10V179H12ZM214 178H216V177H214ZM228 178L232 179L230 177H228ZM245 178H243L242 181ZM180 180H182V179H180ZM244 181H243V183H245ZM228 182H230V180H228ZM201 184H203V185H201ZM102 185H104V187L101 190L104 191L106 189H109L108 194L114 199V201H116L120 205L122 204L120 206V208H115L116 206H114V208L113 207L111 208L110 206H108V202L102 200V197L99 196V192L97 191V189ZM89 186H84L82 188L89 187ZM195 186L193 189L196 191L197 186H196V188H195ZM236 186L237 185H235L233 187L235 188ZM243 186H245V185H243ZM143 190L145 191V189H143ZM178 190H176V192L174 191L172 193H176V195H179L180 191H181L180 195H183L182 194L183 191L182 190L178 191ZM243 190H241L242 193H243ZM36 192H40L39 200L34 199V195H35L34 193H36ZM75 195H76V197H75ZM24 196L29 197L28 200H25L23 198ZM210 196H212V195H210ZM229 196H232V197L229 198ZM240 196H242V195H240ZM178 197H177V199H180L181 200V201L179 200L180 202H184V196H182L180 198H178ZM7 198H12V201H8ZM182 198H183V200H182ZM261 198L264 199V196H261ZM179 201H177V202H179ZM173 202H175V199L173 200ZM153 203H155V204H153ZM150 204H152V206H150ZM157 204H159V205H157ZM162 204H164L165 206L161 207L160 205H162ZM154 206H155V208H154ZM149 207H152L153 210L149 211L150 210ZM166 207H167V209H166ZM91 208H92L93 213L96 212L97 214H93L91 211ZM145 208L148 209V211H147L148 213L146 215L141 213V212L146 213V211H144ZM168 208L169 209L171 208V209L168 210ZM93 209H95V210H93ZM97 209H98V211H97ZM103 209H105V210H103ZM140 210H142V211L140 212ZM172 210H174V211H172ZM102 211H105V212H102ZM132 211L133 212L135 211L137 213V216H139V215H144V216L137 217L136 215H132ZM183 211H184V213H183ZM228 212H229V210H228ZM228 212H226V213H228ZM136 213H134V214H136ZM130 215H132L133 217H136V218L133 219V217ZM91 216H93V217L94 216L95 217H97V216L105 217V218H103V217L102 218L107 220V224L108 223L109 224L105 225V223H104V226L102 225L99 227H103V228L107 229L108 232L105 233L106 234L105 237L102 236L101 240H99L98 242L96 240L95 241V242H97L96 244L95 243H94V245L92 244V246H93L92 250L87 248L88 249L87 251L90 250L92 252L91 253L92 255L91 254H83L85 252L83 250L81 251V249L85 248L84 246L81 249L78 248V250L80 249L79 252L81 251L80 253H82L83 255L79 254V252H78V254H79L78 255L76 252L78 250H75L74 248H76V247L72 246V244H71V242L73 244L75 243L74 241L77 240V236L79 235V234H77L79 232L76 231V228H78V226H80L81 223H79V225L77 223L79 222L78 220H80V219L83 220V218H84V220L86 219L85 222H87L88 219H89L88 221H91L89 218ZM140 217H141L142 221L139 220ZM144 217H145V221H144ZM131 218L134 221L133 223H132ZM154 218H156V220H159L161 218V220L163 219L164 221L165 220H167V221L164 224V221L162 223V221L159 220V222H160L159 223V222L155 221ZM240 218L243 219V222H242L243 224L240 222V220L242 221V219H240ZM137 219H138V222L136 221ZM81 220H80V222L83 223L84 220L83 221H81ZM100 220H101V218H100ZM149 220H151V221L153 220V223H154V221L156 223H154V225H153ZM168 220L169 221H171V220H175V221L176 220H182V221H180V223H178L179 221L178 222H175V221L172 222L171 221L172 222L171 223ZM121 221H122V223H120ZM113 222L114 223L117 222V224H114ZM101 223H98V224H101ZM110 223L113 224L112 228L109 226ZM112 224H111V226H112ZM159 224H160V226H159ZM161 224L165 225V226H162ZM114 225L116 226V228ZM154 226L156 227L155 229H154ZM161 226H162V228H161ZM108 227H110V228H108ZM242 227H244V226H241V228ZM113 228H115L117 231L114 229L115 230L113 232L114 234L109 235L113 231ZM102 229L99 228V232ZM111 229H112V231H110ZM166 229H169V228H166ZM181 229H183V228H181ZM171 230H169L170 232L168 231L170 234H172ZM228 230H231V231H228ZM120 231H121V233H117ZM234 232H236V231H234ZM234 232H233V234H234ZM238 232H239V234L242 233V231L240 232V230ZM116 233H117V235H115ZM99 234H97V235L98 236L102 235V233H101V235H99ZM89 235L90 234H88L87 236H89ZM98 236H97V238H99ZM89 237H91V236H89ZM244 237H245V239H247L246 237H248V235L245 236V234H244ZM74 238H76V239L71 240ZM171 238L169 236L170 241H174L173 240L174 238L173 239H171ZM228 239H230V238H228ZM65 243H67V244L70 243L68 245L69 246L71 245V247H73V249H71V247L69 248L68 245ZM166 243H167V245H166L165 250L168 253L172 252L173 249H172L171 244H174V243H172V242H166ZM90 244L91 243L88 244L89 247H90ZM74 245H76V244H74ZM190 245H189V247H190ZM207 246H208V248H207ZM67 248H69V251ZM66 251L68 253L70 252L69 255L67 253H65V255L67 254L66 256H64V254H61L62 252H66ZM87 251H86V253H87ZM117 255L118 254H116V256ZM142 261H146V260L143 258ZM40 262H42V261H40ZM57 262H55V263H57ZM179 262H180L179 264H184V262L186 263V261H184L183 263L181 261H179ZM217 262H216V264H217ZM212 264H214V263H212Z\"/></svg>",
	"mask_w": 264,
	"mask_h": 264
},
{
	"label": "crops",
	"instance_id": "0c3cea01",
	"mask_svg": "<svg viewBox=\"0 0 264 264\" xmlns=\"http://www.w3.org/2000/svg\"><path fill=\"white\" fill-rule=\"evenodd\" d=\"M40 38L41 34L33 32L14 40V45L6 50L8 66L24 70L46 67L49 61V53L47 52V45L45 47L38 46Z\"/></svg>",
	"mask_w": 264,
	"mask_h": 264
}]
</instances>
